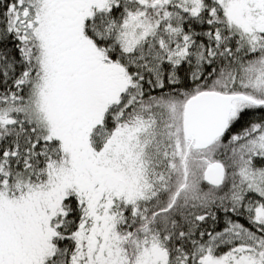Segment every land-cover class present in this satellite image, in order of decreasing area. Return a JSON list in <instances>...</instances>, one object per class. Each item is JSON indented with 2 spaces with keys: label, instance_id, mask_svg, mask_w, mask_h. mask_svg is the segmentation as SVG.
I'll return each instance as SVG.
<instances>
[{
  "label": "snow or ice",
  "instance_id": "6c2138e0",
  "mask_svg": "<svg viewBox=\"0 0 264 264\" xmlns=\"http://www.w3.org/2000/svg\"><path fill=\"white\" fill-rule=\"evenodd\" d=\"M0 264H264V0H0Z\"/></svg>",
  "mask_w": 264,
  "mask_h": 264
}]
</instances>
